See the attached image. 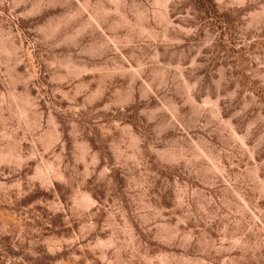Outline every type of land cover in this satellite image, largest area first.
I'll return each mask as SVG.
<instances>
[{
    "label": "rangeland",
    "instance_id": "1",
    "mask_svg": "<svg viewBox=\"0 0 264 264\" xmlns=\"http://www.w3.org/2000/svg\"><path fill=\"white\" fill-rule=\"evenodd\" d=\"M0 0V264H264V0Z\"/></svg>",
    "mask_w": 264,
    "mask_h": 264
},
{
    "label": "trees",
    "instance_id": "2",
    "mask_svg": "<svg viewBox=\"0 0 264 264\" xmlns=\"http://www.w3.org/2000/svg\"><path fill=\"white\" fill-rule=\"evenodd\" d=\"M193 3L205 20L216 19L218 23L226 24L225 17L217 10L214 0H193Z\"/></svg>",
    "mask_w": 264,
    "mask_h": 264
}]
</instances>
